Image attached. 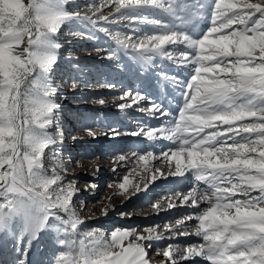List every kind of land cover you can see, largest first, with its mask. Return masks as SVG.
<instances>
[{
	"label": "snow or ice",
	"instance_id": "snow-or-ice-1",
	"mask_svg": "<svg viewBox=\"0 0 264 264\" xmlns=\"http://www.w3.org/2000/svg\"><path fill=\"white\" fill-rule=\"evenodd\" d=\"M68 6L69 0H0V238H10L15 254L0 264H30L42 233L54 234L59 246L49 264H156L150 250L159 264H264V0H102L90 14ZM70 21L84 24L89 39L99 32L115 42L102 57L110 63L122 52L146 72L156 62L166 65L157 78L162 88L171 86L175 109L144 91L113 98L122 101L118 110L158 124L83 129L93 139L129 136L152 148L169 142L157 155L147 149L115 155L114 173L130 157L134 166L122 182L109 184L127 199L147 194L159 178L186 182L185 190L172 191L167 209L191 211L163 231L89 227L86 220L99 217H82L75 208L81 189L62 175L69 169L60 159L64 134L53 82L62 48L57 37ZM121 23L131 34L110 27ZM152 160L166 171L149 167ZM133 175L140 176L136 183ZM112 198L100 216L109 215ZM179 237L198 239L181 246Z\"/></svg>",
	"mask_w": 264,
	"mask_h": 264
},
{
	"label": "rangeland",
	"instance_id": "rangeland-1",
	"mask_svg": "<svg viewBox=\"0 0 264 264\" xmlns=\"http://www.w3.org/2000/svg\"><path fill=\"white\" fill-rule=\"evenodd\" d=\"M101 3L102 0H69L68 7L69 10H72L74 5H79L76 10L84 14L89 12L91 6H99ZM109 10L105 8V14ZM110 27L122 33L131 34L130 29L123 27V23ZM88 31L89 29L81 22L70 21L62 26L57 37L62 48L53 82L59 89L55 99L60 105L58 121L60 130L64 134L63 144L59 146L60 159L64 167L69 169L62 175L65 176V181L73 180L81 189L79 200L75 201L77 212L82 217L92 214L99 217L95 220H86L87 226L102 228L106 231L113 228H130L141 232L152 226L156 227L157 231H163L165 225L174 224L186 213L183 207L174 211H172L174 208L167 209L163 190L170 177L157 179L154 186H150L151 191L147 194L141 193L127 199L114 195L116 189L109 187V184L113 182H122L123 175L128 174L134 166L135 158L130 157L127 167H118L117 172L114 173L111 168L114 165L115 155L141 149L148 150L147 146L144 147L150 142L146 140L141 142L140 138L129 136L110 140L101 135L97 139H93L87 136L83 129L91 126L99 131L100 128L97 126L107 127L109 123H115L122 129H134L138 123L147 121L149 118L144 113L136 112L133 109L118 110L114 105L122 101H115L113 98L126 91L132 93L136 91H164V89L161 90V86L158 88L159 82L156 74L160 68H165L166 65L156 62L157 68L149 69L146 72L138 63L129 57H124L122 52L118 53L121 57L119 61L110 63L102 57H105L106 53L115 47V42L99 32L95 33V38L89 39L86 35ZM96 48L102 50L97 52ZM77 77L79 86L73 89L71 83L73 78ZM101 84H114L115 88L101 87ZM137 84L138 86H136ZM168 88L172 90L171 86ZM168 88H166L168 96L172 97ZM98 98H104L105 105H99L96 102ZM55 130L53 128L50 131L55 132ZM73 136L82 139L74 141ZM151 151L154 152V150ZM50 156L51 153H47L46 167L52 163ZM85 157L98 158L85 159ZM159 163L162 170L166 171V164L162 165L158 161L157 164ZM97 167L100 169L98 172L96 171ZM129 178L133 183H136L140 176L133 175ZM172 180L179 181L180 178L173 177ZM92 183L98 187L85 192V186ZM110 196L113 197L111 200L112 209L108 216H100V209L108 203L106 198ZM157 203L161 204L165 210L155 211L153 205ZM121 213H128L130 218L121 215ZM53 236L52 233H42L33 243L28 257L30 264H49L54 252L59 248L55 244ZM179 239L180 237L176 242ZM12 248L10 238H0V261H3L5 255L9 256L7 257L9 262L14 259L15 254L12 252ZM151 251L153 250H150V254Z\"/></svg>",
	"mask_w": 264,
	"mask_h": 264
},
{
	"label": "bare ground",
	"instance_id": "bare-ground-1",
	"mask_svg": "<svg viewBox=\"0 0 264 264\" xmlns=\"http://www.w3.org/2000/svg\"><path fill=\"white\" fill-rule=\"evenodd\" d=\"M138 86V84L136 85ZM160 87V84H158V88ZM168 88V87H167ZM162 92H160L159 90L157 91H147V93L152 97V99L156 100L157 102H161L163 103L166 107H170L172 109H175L176 107V104L173 100V96L172 97H169L168 96V91L166 88H161V90H163ZM169 89V88H168ZM170 90V89H169ZM172 92V90H170V93ZM143 122H146L148 124H152V125H155V124H158L159 121H155V120H147V121H143ZM148 143V142H147ZM169 144V142L167 141H160L158 143V145L155 147V148H152V147H149L150 143L146 144L144 148H146V146L148 147V150L151 151V150H154V152H156L154 155H157V154H160L162 151L166 150L165 148H162L160 147V145H167ZM159 160H152L150 163H149V167H160V163H158ZM167 166V165H166ZM167 168V167H166ZM173 177H170L168 183L166 184V186L164 187L165 189L163 190V194H164V200L166 202H168L169 200V197L172 193V190H173V187H175V190L176 189H179V190H185L187 187H188V184L186 182L184 183H178L177 181H173L172 180ZM176 180V179H175ZM157 191V190H156ZM165 202V203H166ZM179 207H176L174 208L172 211H174L175 209L177 210ZM182 208V207H181ZM183 209L187 212V211H191V209H186L183 207ZM179 211V210H178ZM184 211V212H185ZM198 238L196 237H180V239L178 240V243L181 244V246H183L186 242H195ZM151 256L153 258L154 261H156V264H159V260L160 258L156 256V253L155 251H151Z\"/></svg>",
	"mask_w": 264,
	"mask_h": 264
}]
</instances>
